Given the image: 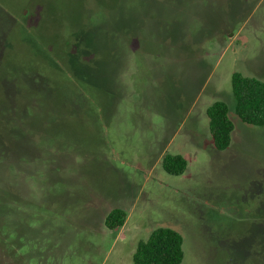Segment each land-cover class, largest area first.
Returning <instances> with one entry per match:
<instances>
[{
  "label": "rangeland",
  "instance_id": "374dc122",
  "mask_svg": "<svg viewBox=\"0 0 264 264\" xmlns=\"http://www.w3.org/2000/svg\"><path fill=\"white\" fill-rule=\"evenodd\" d=\"M234 73L264 81V0H0V264H133L161 227L182 264H264V126Z\"/></svg>",
  "mask_w": 264,
  "mask_h": 264
},
{
  "label": "trees",
  "instance_id": "16d2710c",
  "mask_svg": "<svg viewBox=\"0 0 264 264\" xmlns=\"http://www.w3.org/2000/svg\"><path fill=\"white\" fill-rule=\"evenodd\" d=\"M69 41L67 48L75 50L73 34ZM232 92L236 103V116L247 125L263 127L264 81L234 73ZM229 113L228 105L221 101L215 102L206 111L209 130L217 151L227 150L232 143L235 126ZM162 167L169 175L181 176L186 172L188 162L182 155L166 154L162 159ZM262 216L264 218V214ZM126 219V211L116 208L107 215L105 225L109 230H116L125 225ZM183 244L184 239L178 231L167 227L157 228L147 240L138 243L133 264H182Z\"/></svg>",
  "mask_w": 264,
  "mask_h": 264
},
{
  "label": "crops",
  "instance_id": "0c3cea01",
  "mask_svg": "<svg viewBox=\"0 0 264 264\" xmlns=\"http://www.w3.org/2000/svg\"><path fill=\"white\" fill-rule=\"evenodd\" d=\"M126 221H127V219H126ZM125 223H126V222H125ZM124 226H125V225H124ZM124 226H123V227H124Z\"/></svg>",
  "mask_w": 264,
  "mask_h": 264
}]
</instances>
